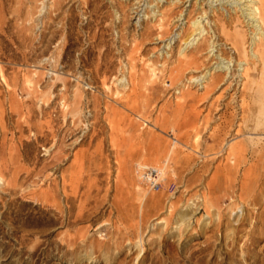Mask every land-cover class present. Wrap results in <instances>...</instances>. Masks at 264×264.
<instances>
[{"label":"rangeland","instance_id":"374dc122","mask_svg":"<svg viewBox=\"0 0 264 264\" xmlns=\"http://www.w3.org/2000/svg\"><path fill=\"white\" fill-rule=\"evenodd\" d=\"M137 2L0 0V264H264L260 256L264 241L250 255L242 250L247 232L258 230L260 223L240 218L245 207L243 216L258 212L254 196L264 193V179L252 183L251 192L247 180L246 202L236 199L237 184L234 200L218 194V203L213 201L207 208L201 197L205 181H196L189 189L171 185L168 195L150 209V200H156L160 191L157 182L139 178L134 163L119 170V150L108 139V126L93 119L94 99L105 100L102 56L107 69L115 73L111 80L124 83L121 72L126 70L118 71L127 63L123 48L141 43L145 25L164 22L176 36L191 31L193 20L198 19L206 27L199 42L207 44L215 38L217 15L227 17L236 9V3L213 0H141L138 9ZM169 41L145 39L138 63L160 69L163 61L171 65L182 56L180 52L192 50V41L188 45L176 41L168 55V46L163 45ZM221 42L216 40L228 52L229 46ZM208 50L201 56L206 65L182 78L190 92L199 94L203 89L200 81L189 82L188 76L205 74L207 80L210 73H220L215 65L211 67ZM228 82L224 80L220 90L211 93L213 98L221 92L222 96L211 111L204 136L211 132L210 126L220 125L227 112L234 113L235 123L241 122L231 98L237 90L226 87ZM176 94L174 88L168 90L157 106ZM211 101L209 95L198 103L203 114ZM142 123L143 128L152 127ZM93 133L97 138L89 137ZM254 137L264 139V135ZM239 139L227 138L230 143ZM132 176L140 180L136 183L140 188ZM172 203L176 207L171 208ZM236 228L243 237L231 260L223 235Z\"/></svg>","mask_w":264,"mask_h":264},{"label":"bare ground","instance_id":"6f19581e","mask_svg":"<svg viewBox=\"0 0 264 264\" xmlns=\"http://www.w3.org/2000/svg\"><path fill=\"white\" fill-rule=\"evenodd\" d=\"M213 1H218L221 4L229 2L230 5L236 3V5L234 4L236 9L233 10V15L227 17L225 15L218 17L219 15H217L213 22L215 38L210 43L199 42L204 36L203 32L206 27L200 26L201 22L198 19L193 20L191 31L186 30V34L182 35L177 33V37L175 33L171 34L164 22H160L156 27L145 25L147 28L141 33L143 41L151 40L153 36L159 41L171 39L166 46L163 45V48L168 46L169 50H165L166 53H169L168 55L176 41L184 40L186 45L192 41V50L189 53L180 52L182 56H177L178 58L176 57L171 65H166L165 59L160 69L154 68L147 62H145L146 64L138 63L142 60L137 54L140 53L142 46L144 47V42L141 40V43H132L130 47L129 45L124 46L123 51L127 56V63L125 62V66L119 67L118 71L126 70L121 72L126 82L118 83L116 78L114 83L111 78L115 73L107 69L106 60L102 56V66H104L102 74L104 76H102L101 85L105 90V96H103L105 100L103 99L102 102L100 97L95 96L94 102L92 101L93 119L103 120L108 126L110 130L108 139L119 150L118 155L115 154L119 170L123 171L127 164L134 163L133 166L139 172L137 173L139 178L141 177L143 181L149 183L157 182L160 191H158L156 200H150V209L151 205H159V200L163 195H168L171 185L175 187V185L182 184L185 189H189L196 181H205L206 192L201 197L207 208L213 205V201L218 203V194L232 200L235 193L234 187L237 184L240 193L236 194V199L245 200L243 198L248 192L246 189L248 188L247 180L250 181L249 188H251L252 183L254 186L259 180L261 181V178L264 179V139L254 137V135H264V0ZM140 2L141 0H138L137 6L134 4L135 8L140 7ZM205 14L207 15V13ZM161 15L165 17L167 14L161 13ZM244 27L247 28L244 29ZM216 40L227 44L229 51L225 52L224 49L218 47V44L220 45L222 42L216 43ZM206 49H209L207 52H209L208 60L212 62L211 67L215 65L214 70L220 71V73L216 75L210 73L207 80L204 79L208 76L205 74L188 76L189 82L197 84L200 81L202 85V92L196 94L187 90L188 87L185 88L186 85L182 84V78L185 73L196 72L206 65L207 61L205 62L201 58ZM120 80L124 79L121 77ZM224 80L225 82L229 81L226 87L237 90L231 98L233 102H236L235 106H237L238 113L241 114L239 119L241 122L235 123L233 121L234 113L227 112L226 116L223 115L220 125L210 126L211 132L204 136L202 131L209 125V120L212 118L211 111L219 104L217 102L222 96L221 92L219 96L213 98L211 93L219 91ZM159 82L163 86H160ZM172 88L177 90V94L173 99L167 100L166 103L158 107L156 101L162 97V94H168V90ZM209 95L212 98L211 106L203 114L198 103ZM142 122L151 123L153 128H143L145 125L142 126ZM86 133L88 132L86 131L84 136ZM168 134L171 135V138ZM98 135L100 136V134ZM232 135L239 136L240 139L230 143L227 138ZM95 136L96 134L93 133L89 137L93 139ZM186 147L190 151L186 152ZM250 154L251 158L248 160ZM137 155L139 156L137 157ZM141 157L144 158L140 159ZM246 165H249L247 169ZM190 171L193 172L192 175H190ZM251 171L252 176L249 173ZM210 172L212 173L210 174ZM132 180L135 185L140 182L135 176H132ZM136 186L137 189L140 188L138 185ZM252 189L254 190L252 187L250 192ZM259 194L258 197L254 196V201L259 205L257 213L252 215L253 212H248L247 216H243L244 210L247 208L245 207L244 210L240 208L242 221L250 222L254 218V222H259L261 225L258 230L247 232V240H244L243 244L241 243L242 250L245 248L248 255L257 244L264 241V193ZM233 205L229 206V209L233 210ZM172 207H176V205L172 203ZM242 221L239 223L240 225ZM230 230L223 236L228 241L227 256L232 253L233 255L228 258L233 260L234 249H237V244L243 234L240 235L237 228ZM262 246L264 249V245ZM260 256L263 258L264 254H260Z\"/></svg>","mask_w":264,"mask_h":264}]
</instances>
